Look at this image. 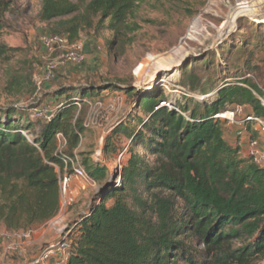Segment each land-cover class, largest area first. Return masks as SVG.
<instances>
[{"label": "trees", "instance_id": "16d2710c", "mask_svg": "<svg viewBox=\"0 0 264 264\" xmlns=\"http://www.w3.org/2000/svg\"><path fill=\"white\" fill-rule=\"evenodd\" d=\"M18 1L0 0V36L4 15ZM137 2L41 0L40 16L46 22L70 17L59 22L70 43L90 30L111 32L122 42L139 29ZM262 42L253 47L264 54ZM113 43L108 41L107 48ZM247 45L234 50L227 69L231 84L218 81L220 72L210 58L191 64L181 85L201 98L192 100V107L187 99L173 109L160 107V100L168 101L162 95L138 100L147 120L126 118L104 141L107 155L118 152L120 137L130 141V157L119 176L83 161L101 186L67 225L70 254L56 264H251L264 256V169L238 156L239 146L226 140L215 117L241 107L245 117L264 121V90L251 75L258 63ZM10 51L0 45V59ZM197 68L203 76L196 75ZM119 88L131 92L110 82L58 88L48 96L56 104L52 117L32 142L21 134L31 129L28 119L13 108L0 112V218L7 230L42 224L58 214L59 179L69 173L64 161L76 156L83 130L76 104ZM20 119L23 125L16 122ZM246 130L255 133L249 123ZM139 148L150 155L147 160L134 154Z\"/></svg>", "mask_w": 264, "mask_h": 264}, {"label": "rangeland", "instance_id": "374dc122", "mask_svg": "<svg viewBox=\"0 0 264 264\" xmlns=\"http://www.w3.org/2000/svg\"><path fill=\"white\" fill-rule=\"evenodd\" d=\"M69 1L78 3V0ZM17 4L4 15L0 36V45L11 50L7 59H0V112L13 108L29 120L31 129L22 132L27 141L32 142L51 119L56 104L48 96L58 88L71 90L80 85L103 86L110 82L131 90L129 94L120 88L107 94L101 92L93 100L86 98L76 104V115L80 112L83 130L75 155L84 170L83 161L89 160L107 166L110 175H120L130 157L126 153L130 141L120 137L115 141L118 152L110 155L103 152L104 141L111 129L126 118L147 120L146 113L137 106L141 98L162 95L168 101L164 104L160 100L159 106L168 109L175 108L176 103L182 106L183 99L188 100L189 107L193 105L192 100H200L181 82L184 74L190 73L191 64L197 65L205 56L214 64V70L220 72L218 81L228 85L234 82L227 70L233 62L234 50L248 44V53L252 51L258 63L257 70L251 72L253 82L264 90V54L253 47L263 43L264 0H138L134 22L139 29L126 40L118 42L111 32L90 30L80 32L74 43L68 41L59 27V22L70 17L46 22L40 16L41 0H19ZM44 36L66 38L67 43L54 44L48 49L41 43ZM108 41L114 42L110 49ZM74 45L82 50V63H70L65 58ZM49 67L53 68L51 77L47 74ZM196 75L203 76L201 68H197ZM245 113L243 109L242 115ZM219 120L226 140L239 146L241 159L248 158L249 138L264 142V131L253 133L246 130L247 124ZM16 122L24 124L23 119ZM239 131L243 135L241 139L237 137ZM134 154L143 160L150 157L140 148ZM93 183L73 180L66 193H60V202L69 196L73 199L61 211L64 225L84 212L95 198L101 184ZM3 199L0 195V214ZM43 224L7 230L0 218V255L10 248L0 264H28L49 243L55 242L57 234ZM27 231L31 234L25 239L21 235ZM61 257L53 256L47 264H56ZM251 264H264V256L255 258Z\"/></svg>", "mask_w": 264, "mask_h": 264}, {"label": "built area", "instance_id": "2783aa9c", "mask_svg": "<svg viewBox=\"0 0 264 264\" xmlns=\"http://www.w3.org/2000/svg\"><path fill=\"white\" fill-rule=\"evenodd\" d=\"M66 38H52L44 36L41 39V43L48 49H52L53 45L55 44H66L67 42ZM81 48L79 45H74L70 48V52H68L65 56L66 60L70 63H82L84 61V56L81 52ZM142 66V65H141ZM140 66V68H141ZM140 68H138V72L140 71ZM52 67L48 68L47 74L48 77H51L52 75ZM262 104L264 105V101H262ZM243 109L241 107L236 108L234 111H230L228 119H221L220 114L216 115L215 117L221 120H226L228 124H238V125H245L247 123L250 124L252 127V131L258 132L264 131V121L254 118L252 116H243L242 115ZM243 116V117H242ZM239 119V120H238ZM24 137L25 134L22 133ZM237 137L241 139L243 137L241 131L237 133ZM27 139V137H26ZM100 153V152H99ZM247 157L250 159V161L257 166L258 168L264 169V142L261 143L258 141L257 138H249L248 139V145H247ZM65 169L69 170V173H64L60 179V189L61 192L66 193V189L69 187V184L75 180L82 183L90 184L93 183V180L89 177V175L86 173L84 168L78 164L76 156L74 158H71L69 160L64 161ZM94 184V183H93ZM73 203V199L69 196L67 198H64L60 202L59 211L58 214L53 217L52 219L45 222L43 225L47 226V228H50L57 234V240L55 242L49 243L44 250L40 253L37 258L32 260V262H29L28 264H47L48 260L51 259L53 256H62L61 261L65 260L69 257V247H70V239L69 234L67 232V225H64L63 222V216L61 215V211L70 206ZM31 234V231H27L22 233L23 238H29ZM6 249L2 255H0V259H5V255L9 251Z\"/></svg>", "mask_w": 264, "mask_h": 264}, {"label": "bare ground", "instance_id": "6f19581e", "mask_svg": "<svg viewBox=\"0 0 264 264\" xmlns=\"http://www.w3.org/2000/svg\"><path fill=\"white\" fill-rule=\"evenodd\" d=\"M242 8H243V7H242ZM242 8H241V9H242ZM241 9H240V10H241ZM241 11H242V10H241ZM241 14H242V13H241ZM250 16H251V15H250ZM197 24H198V23H197ZM197 24H196V25H197ZM152 58H154V57H152ZM149 59H150V58H149ZM155 59H156V58H155ZM152 61H153V60H152ZM155 61H156V60H155ZM150 65H151V64H150ZM151 67H152V66H151ZM142 72H143V71H142ZM140 73H141V72H140ZM228 117H229L228 112L220 114V118H221V119H228Z\"/></svg>", "mask_w": 264, "mask_h": 264}, {"label": "crops", "instance_id": "0c3cea01", "mask_svg": "<svg viewBox=\"0 0 264 264\" xmlns=\"http://www.w3.org/2000/svg\"><path fill=\"white\" fill-rule=\"evenodd\" d=\"M239 144V143H238Z\"/></svg>", "mask_w": 264, "mask_h": 264}]
</instances>
